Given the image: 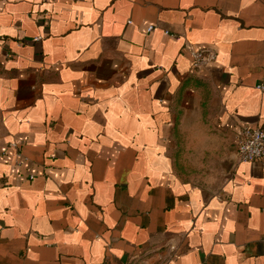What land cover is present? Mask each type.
Wrapping results in <instances>:
<instances>
[{
	"label": "crops",
	"instance_id": "0c3cea01",
	"mask_svg": "<svg viewBox=\"0 0 264 264\" xmlns=\"http://www.w3.org/2000/svg\"><path fill=\"white\" fill-rule=\"evenodd\" d=\"M259 86L264 0H0V264H264Z\"/></svg>",
	"mask_w": 264,
	"mask_h": 264
},
{
	"label": "built area",
	"instance_id": "2783aa9c",
	"mask_svg": "<svg viewBox=\"0 0 264 264\" xmlns=\"http://www.w3.org/2000/svg\"><path fill=\"white\" fill-rule=\"evenodd\" d=\"M149 31H152V27L149 28ZM191 55L194 60L195 68L206 66L210 61L215 60L213 54H206L203 50L192 52ZM258 88L264 91V86H259ZM12 147L16 155L21 157L22 153L20 147L14 143ZM236 156L241 162H264V129H243L239 133L236 142Z\"/></svg>",
	"mask_w": 264,
	"mask_h": 264
}]
</instances>
